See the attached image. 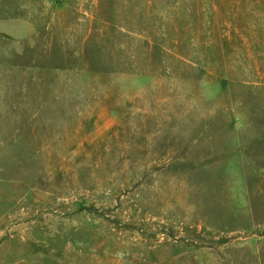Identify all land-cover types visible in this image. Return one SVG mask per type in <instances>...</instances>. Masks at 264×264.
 Listing matches in <instances>:
<instances>
[{
    "label": "rangeland",
    "instance_id": "obj_1",
    "mask_svg": "<svg viewBox=\"0 0 264 264\" xmlns=\"http://www.w3.org/2000/svg\"><path fill=\"white\" fill-rule=\"evenodd\" d=\"M0 264H264V0H0Z\"/></svg>",
    "mask_w": 264,
    "mask_h": 264
}]
</instances>
